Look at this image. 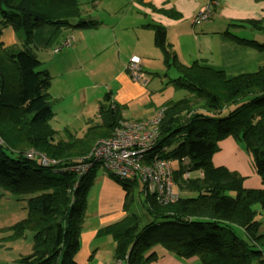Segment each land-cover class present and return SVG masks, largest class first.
<instances>
[{"label": "trees", "instance_id": "16d2710c", "mask_svg": "<svg viewBox=\"0 0 264 264\" xmlns=\"http://www.w3.org/2000/svg\"><path fill=\"white\" fill-rule=\"evenodd\" d=\"M83 13L78 0H0V37L10 27L22 40L19 48H3L0 41V187L26 201V216L14 225V235L32 234L30 254L11 264H77L87 193L100 167L91 150L124 119L105 97L108 104L98 108L101 122L89 124L82 137L67 130L55 137L46 128L53 115L51 77L31 50L32 37L44 26L96 27ZM153 39L167 62L172 54L162 26L153 28ZM253 44L264 49V42ZM195 68L173 80L188 94L163 105L158 134L144 155L147 162L155 157L172 162L178 198L163 203L140 179L109 175L124 191L126 215L107 230L115 242L114 259L126 264H147L153 258L147 253L157 245L179 257L197 254L200 264H264L257 218L264 190L244 188L237 172L212 163L218 141L231 136L250 154L264 182V64L232 79ZM11 75L18 91L7 103L4 89ZM82 163L85 171L72 169ZM137 180L152 218L146 223L130 207Z\"/></svg>", "mask_w": 264, "mask_h": 264}, {"label": "crops", "instance_id": "0c3cea01", "mask_svg": "<svg viewBox=\"0 0 264 264\" xmlns=\"http://www.w3.org/2000/svg\"><path fill=\"white\" fill-rule=\"evenodd\" d=\"M78 2L83 6L82 16L96 20L97 26L85 29L44 26L34 32L31 50L51 79L57 73L64 76L72 69L80 71L76 67L83 64L88 66L91 75L105 77L103 85L107 91L94 98L85 91L83 99L84 109L90 103L93 107L96 105L97 118L99 106L108 104L105 97L124 119L143 120L154 116L166 102L188 94L185 88L172 84L188 68L221 71L226 79H232L254 73L264 64V49L253 44V41L264 42V0ZM207 3L212 4L211 16L194 24L195 10ZM255 23L263 29L255 28ZM157 25L164 28L165 41L172 54L167 62L153 39V28ZM69 38L70 45L61 47ZM0 41L3 48L22 45L18 32L10 27L2 30ZM57 47L60 50L54 53ZM62 49L66 52L60 54ZM47 53L56 60L46 58ZM132 56L140 59L143 72L137 80L128 70ZM50 61L49 65H44ZM177 92L182 95L174 99ZM212 163L237 172L243 177L244 188L264 190V182L254 171L250 154L231 136L218 141ZM124 196L121 186L99 167L87 193L80 247L75 255L77 264L114 261L115 242L107 228L126 215ZM259 222V232L264 233L260 228L264 220ZM150 253L153 258L147 264H200L197 254L179 257L160 245L150 249L147 255Z\"/></svg>", "mask_w": 264, "mask_h": 264}, {"label": "rangeland", "instance_id": "374dc122", "mask_svg": "<svg viewBox=\"0 0 264 264\" xmlns=\"http://www.w3.org/2000/svg\"><path fill=\"white\" fill-rule=\"evenodd\" d=\"M65 52L66 49H62L60 54ZM46 58L56 60L51 53H47ZM51 62L45 63L44 65L47 66ZM76 68L80 71L72 69V72L64 76H60L57 73L51 79L52 86L49 88V93L53 115L47 121L46 128L48 131H53L52 135L55 137L60 135L66 136L68 134L66 130L75 137H82L86 133L88 126L101 122L100 118H97L96 105L93 107V104L91 105L90 103L84 109L83 99L85 91L91 93V98H94L100 93H105L107 90L103 83L106 82V79L105 77L91 75L88 66L84 64ZM4 91L7 92V103L13 101L18 88L17 81L12 75ZM181 95L182 93L177 92L174 99L180 98ZM86 101L89 102L87 99ZM4 127L8 128L9 125L5 124ZM141 189L142 183L140 180H137L133 188V199L130 207L132 208V212L136 213L146 223L151 221L152 218L148 216L146 210L143 208V194L140 192ZM259 212L257 214L258 220H264V210H260ZM25 216V199L0 187V264H11L20 256L30 254L32 248L31 232H25L23 236L14 235V225L21 222ZM260 228L264 230V222Z\"/></svg>", "mask_w": 264, "mask_h": 264}, {"label": "built area", "instance_id": "2783aa9c", "mask_svg": "<svg viewBox=\"0 0 264 264\" xmlns=\"http://www.w3.org/2000/svg\"><path fill=\"white\" fill-rule=\"evenodd\" d=\"M212 14V4L207 3L198 7L193 15V23L199 24ZM71 39H66L62 46H69ZM60 47L54 49V52ZM130 76L137 80L143 76L140 59L132 56L129 59ZM162 108L157 113L143 120H119L113 133L108 138L98 140L91 150V155L98 161L100 168L107 175L120 179L138 178L146 191L154 194L157 201L173 202L178 198L173 181V166L168 159L157 158L147 162L144 155L158 134V124L162 118ZM33 155L31 151L29 156ZM46 159H43V163ZM88 166L84 163L72 167L73 170L85 171ZM185 173L184 176H187ZM110 264V263H105ZM111 264H126L124 260L114 259Z\"/></svg>", "mask_w": 264, "mask_h": 264}]
</instances>
